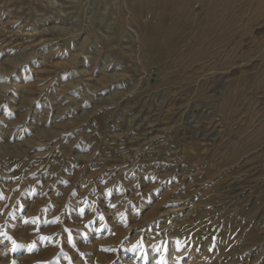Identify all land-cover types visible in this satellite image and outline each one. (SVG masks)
Returning a JSON list of instances; mask_svg holds the SVG:
<instances>
[{"label": "rangeland", "instance_id": "374dc122", "mask_svg": "<svg viewBox=\"0 0 264 264\" xmlns=\"http://www.w3.org/2000/svg\"><path fill=\"white\" fill-rule=\"evenodd\" d=\"M119 2L0 0V264H264V0Z\"/></svg>", "mask_w": 264, "mask_h": 264}, {"label": "bare ground", "instance_id": "6f19581e", "mask_svg": "<svg viewBox=\"0 0 264 264\" xmlns=\"http://www.w3.org/2000/svg\"><path fill=\"white\" fill-rule=\"evenodd\" d=\"M131 5L128 0H120L117 6V17H127L126 12L130 13V20L139 28V44L142 53L147 50L151 55L155 48L162 49L163 57L171 53L168 41L172 38L177 31V24L184 28L198 29L203 26L207 31H215L214 18L215 17H228V11L223 8V3L227 0H134ZM200 3L202 6L201 13L198 16H193L195 8L194 4ZM127 6L125 8L124 6ZM139 9L142 14H148L149 17H158L156 21L157 25L151 24L143 25L138 22L139 15L136 16L134 11ZM140 14V13H139ZM141 14V15H142ZM184 17V18H183ZM190 17H202L200 21H203L202 25L198 26L196 18ZM183 18V19H182ZM182 19V20H181ZM192 19V20H190ZM199 21V20H198ZM199 23V22H198ZM183 24V25H182ZM182 30L180 29V32ZM152 36H155V40H152ZM162 46V47H160ZM159 53H157L158 55ZM152 55H155L152 53ZM159 58H162L160 55ZM174 242L171 243L169 251L170 260L173 262V255L175 254ZM152 252V251H151ZM170 261V262H171ZM168 262V261H167ZM168 262V264H170Z\"/></svg>", "mask_w": 264, "mask_h": 264}]
</instances>
